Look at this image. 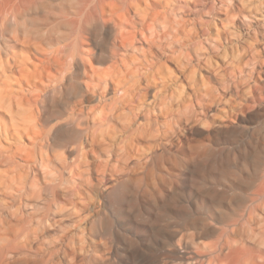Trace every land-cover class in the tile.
I'll return each instance as SVG.
<instances>
[{"label": "rangeland", "instance_id": "1", "mask_svg": "<svg viewBox=\"0 0 264 264\" xmlns=\"http://www.w3.org/2000/svg\"><path fill=\"white\" fill-rule=\"evenodd\" d=\"M77 6L0 0V61L38 47L60 71L33 162L12 181L0 167V263L264 264V0H161L141 47L155 72L132 95L82 86L73 40L101 72L126 53Z\"/></svg>", "mask_w": 264, "mask_h": 264}, {"label": "bare ground", "instance_id": "2", "mask_svg": "<svg viewBox=\"0 0 264 264\" xmlns=\"http://www.w3.org/2000/svg\"><path fill=\"white\" fill-rule=\"evenodd\" d=\"M73 1L78 3L77 17L73 20L84 25L97 22L115 32V45L126 53L115 61L112 70L101 72L91 42L84 35L77 37L69 44V49L82 71V86L93 91L102 85L116 88L124 95L142 90L145 81L155 72L156 53L141 47L154 41L156 7L160 6L161 0ZM58 69L56 60L38 47L23 60L9 58L6 63L0 61V167H7L1 176L10 181L15 179L18 168L33 162L28 145L39 139L40 109L36 105L41 95L39 89L48 81H55L60 72ZM3 138L9 145L4 144ZM6 234L0 230V238ZM21 253L22 249L6 251L2 264H19L18 255Z\"/></svg>", "mask_w": 264, "mask_h": 264}]
</instances>
